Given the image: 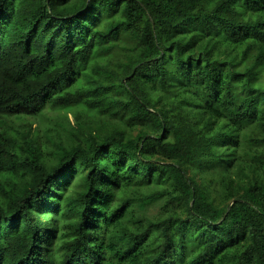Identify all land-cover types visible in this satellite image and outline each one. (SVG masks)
I'll list each match as a JSON object with an SVG mask.
<instances>
[{
	"label": "trees",
	"instance_id": "obj_1",
	"mask_svg": "<svg viewBox=\"0 0 264 264\" xmlns=\"http://www.w3.org/2000/svg\"><path fill=\"white\" fill-rule=\"evenodd\" d=\"M0 264H264V0H0Z\"/></svg>",
	"mask_w": 264,
	"mask_h": 264
},
{
	"label": "rangeland",
	"instance_id": "obj_2",
	"mask_svg": "<svg viewBox=\"0 0 264 264\" xmlns=\"http://www.w3.org/2000/svg\"><path fill=\"white\" fill-rule=\"evenodd\" d=\"M52 116V115H51ZM70 117V114L68 115Z\"/></svg>",
	"mask_w": 264,
	"mask_h": 264
}]
</instances>
